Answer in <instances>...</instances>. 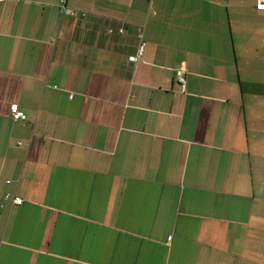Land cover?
<instances>
[{"label":"crops","instance_id":"obj_1","mask_svg":"<svg viewBox=\"0 0 264 264\" xmlns=\"http://www.w3.org/2000/svg\"><path fill=\"white\" fill-rule=\"evenodd\" d=\"M256 5L0 0V264H264Z\"/></svg>","mask_w":264,"mask_h":264},{"label":"built area","instance_id":"obj_2","mask_svg":"<svg viewBox=\"0 0 264 264\" xmlns=\"http://www.w3.org/2000/svg\"><path fill=\"white\" fill-rule=\"evenodd\" d=\"M256 7H257V9H263L264 10V0H257ZM72 14L78 15L79 13H78V11L73 10ZM82 15L86 16L87 13L82 12ZM119 31L122 33L124 30L120 29ZM109 32H113V29L110 28ZM138 35L140 37L138 54L132 55L129 57V60L133 61V62L138 61L139 57L144 53L145 48H146V41L143 37V33L139 32ZM176 74H177L178 82L180 83L181 91L183 93H185L187 91V78H186V74H185L184 69L183 68L177 69ZM11 115H12V118L14 119V121H27L28 120V115L20 109L18 103H13L11 105ZM7 182L9 183L10 181L8 180ZM4 200L10 201L13 205H20L24 202V199L22 197L15 195V194H12V193H9V192H7L4 195ZM1 206H3V204H1Z\"/></svg>","mask_w":264,"mask_h":264}]
</instances>
